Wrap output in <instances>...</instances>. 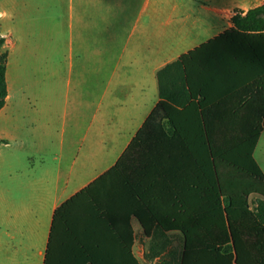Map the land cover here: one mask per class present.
<instances>
[{
  "label": "crops",
  "instance_id": "obj_1",
  "mask_svg": "<svg viewBox=\"0 0 264 264\" xmlns=\"http://www.w3.org/2000/svg\"><path fill=\"white\" fill-rule=\"evenodd\" d=\"M261 5L264 0L0 1L8 54V97L0 111V264H45L52 240L57 257L79 252L66 223L78 222L82 200L55 220L56 213L121 159L160 102L158 72L233 28L237 10ZM254 159L264 174V130ZM82 223L88 241V215ZM131 224L137 257L140 224L135 218Z\"/></svg>",
  "mask_w": 264,
  "mask_h": 264
},
{
  "label": "trees",
  "instance_id": "obj_2",
  "mask_svg": "<svg viewBox=\"0 0 264 264\" xmlns=\"http://www.w3.org/2000/svg\"><path fill=\"white\" fill-rule=\"evenodd\" d=\"M232 24L158 72L160 102L121 159L56 213L82 200L78 222L66 223L81 250L57 257L52 240L45 264H140L133 218L148 262L264 264V174L254 159L264 130V5L237 10ZM5 43L0 35V111Z\"/></svg>",
  "mask_w": 264,
  "mask_h": 264
},
{
  "label": "rangeland",
  "instance_id": "obj_3",
  "mask_svg": "<svg viewBox=\"0 0 264 264\" xmlns=\"http://www.w3.org/2000/svg\"><path fill=\"white\" fill-rule=\"evenodd\" d=\"M0 1H3V0H0ZM41 1V0H40ZM1 7H0V11H1ZM0 21L1 20V17H0ZM174 244L171 246V249H173L174 247H180V242L178 241H175L174 240ZM149 244H148V241H146L144 238H141V235L138 239V244H137V247H136V258L139 260L140 264H155L157 260H154L153 262H148L146 260V255L149 253Z\"/></svg>",
  "mask_w": 264,
  "mask_h": 264
},
{
  "label": "clouds",
  "instance_id": "obj_4",
  "mask_svg": "<svg viewBox=\"0 0 264 264\" xmlns=\"http://www.w3.org/2000/svg\"><path fill=\"white\" fill-rule=\"evenodd\" d=\"M3 15V13H0V16H2Z\"/></svg>",
  "mask_w": 264,
  "mask_h": 264
}]
</instances>
